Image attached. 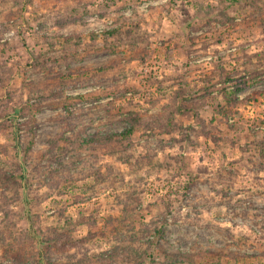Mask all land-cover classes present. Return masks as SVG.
<instances>
[{
	"label": "rangeland",
	"instance_id": "rangeland-1",
	"mask_svg": "<svg viewBox=\"0 0 264 264\" xmlns=\"http://www.w3.org/2000/svg\"><path fill=\"white\" fill-rule=\"evenodd\" d=\"M163 253L264 264V0H0V264Z\"/></svg>",
	"mask_w": 264,
	"mask_h": 264
},
{
	"label": "trees",
	"instance_id": "trees-1",
	"mask_svg": "<svg viewBox=\"0 0 264 264\" xmlns=\"http://www.w3.org/2000/svg\"><path fill=\"white\" fill-rule=\"evenodd\" d=\"M227 17H225L226 19ZM118 32L117 29H108V30H104L101 32L100 35H102L101 37H107V36H110L111 34H114ZM60 44L63 45V46H68V45H71V44H79L80 43V40H81V37L80 35H63V36H60ZM51 44H56L55 43H51ZM243 80L240 78V79H237L235 80L231 85L233 86L232 89L226 91L224 93V102H228L229 101H235V91H238L241 86H237V83L238 82H242ZM219 106L220 108H218L217 112H220L221 111V108L223 106H220V105H217ZM134 125L133 124H130L128 128H126L124 130V132H120L118 134H112V135H106V136H103L101 138V140H104V141H107V140H110L111 138L117 136V135H123V134H128L130 132H132L134 130ZM117 234H120L119 232H117ZM133 240V239H132ZM151 242L152 240L147 238H145V244L146 246L149 248L151 246ZM116 249L118 250L119 248L116 247ZM115 254H119V255H122V256H128V260H132V262L134 263H141L142 262V255L144 254V250H136V249H133V247H131V245H123V247H120V250L119 252H115ZM146 256L147 258H149L148 255H144ZM163 256H164V262L167 263V264H176L179 260L183 259L182 257L178 256V255H173V254H169V253H163Z\"/></svg>",
	"mask_w": 264,
	"mask_h": 264
}]
</instances>
